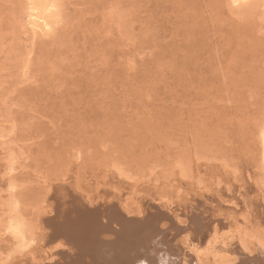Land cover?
Here are the masks:
<instances>
[{"label": "rangeland", "instance_id": "obj_1", "mask_svg": "<svg viewBox=\"0 0 264 264\" xmlns=\"http://www.w3.org/2000/svg\"><path fill=\"white\" fill-rule=\"evenodd\" d=\"M263 121L264 0H0V133L23 150L16 174L34 192L67 175L94 193L112 182L104 171L116 160L138 181L159 162L149 178L164 179L177 155L212 136L225 153L201 168L205 183L197 186L211 191L218 179L232 196L224 204L238 206L234 227L218 233L230 242L239 227L257 228L251 216L260 218L245 204L249 194L259 198L250 163ZM247 156L245 176L232 173L228 164ZM223 162L231 175H216ZM139 187L125 204L144 196ZM219 250L201 255L210 264L240 259Z\"/></svg>", "mask_w": 264, "mask_h": 264}, {"label": "bare ground", "instance_id": "obj_2", "mask_svg": "<svg viewBox=\"0 0 264 264\" xmlns=\"http://www.w3.org/2000/svg\"><path fill=\"white\" fill-rule=\"evenodd\" d=\"M213 139L210 136L207 141L197 140L194 147H191L192 151L187 149V152L177 155L163 180L149 178L154 174L153 168L161 165L159 162L149 168L147 180L144 178V181H138L133 180V174L127 165L120 160L110 161L109 169L104 173L111 174L112 182L102 186L99 179L97 187L100 185L103 188L95 190L94 195L88 192V186L82 187L85 182L81 184L78 176L71 178L66 177L67 175L50 176L49 180L46 178L41 192H34L29 188L27 180L16 174L26 163L23 150L11 146L6 134L0 133V264H210L215 259L205 260L202 255L211 250L215 255L214 251L219 249L239 254V261H232L230 264H264V121L253 132L255 155L250 163H255L258 170L255 189L260 202L257 199L255 201V196L253 199L248 192L251 198L245 204V210L249 208L253 212L258 208L255 215L260 218L251 216L250 220L251 213H246L249 217L245 220L248 221L247 224L250 220L249 226H254L255 221L257 228L252 227L249 233L244 226V230L239 227L232 238H229L230 242H224V237H221L222 234L219 237L218 233L224 227L232 228L233 225L229 224L234 223L238 206L224 204L232 196L220 191L218 179L213 181L216 185L211 186L214 189L212 192L208 187L197 186L205 183L200 175L201 168L212 167L214 162L211 161L225 153L223 144L218 145ZM168 157L166 155L165 161ZM247 159L248 156L242 163L236 162L237 160L236 163L230 162L228 168L232 173L240 169L244 173ZM220 165L219 168H214L216 175L218 172L224 174L228 171H225L227 164L223 162ZM232 173L228 171V174ZM172 175L177 177L174 176L173 179ZM248 177H251L250 173L245 177L247 181ZM142 182L144 190L138 186ZM92 184L89 185L90 191L93 189ZM177 184L183 185L181 187L184 189H180ZM137 187L145 191L144 196H130L131 201L127 200L130 203L125 204L128 190L134 194ZM177 188L180 189L178 193ZM101 196L102 200H99ZM139 196L141 204L137 205ZM16 198L20 205L10 206V201ZM135 199L138 200L137 203ZM226 214L229 216L225 217ZM17 219L23 220L25 232L34 241V247L20 246L13 228ZM100 224L106 230L101 229ZM167 229L173 233L164 235ZM247 238H252L250 246ZM225 244L229 246L223 247ZM199 245L206 249L205 251L203 248L204 254L197 251ZM220 254L223 255L222 252ZM234 258L232 260L236 261V256ZM217 263L223 264L221 261Z\"/></svg>", "mask_w": 264, "mask_h": 264}, {"label": "clouds", "instance_id": "obj_3", "mask_svg": "<svg viewBox=\"0 0 264 264\" xmlns=\"http://www.w3.org/2000/svg\"><path fill=\"white\" fill-rule=\"evenodd\" d=\"M20 205V201L16 198L12 201H10V206H18ZM17 211H19V208H17ZM13 228L15 231L16 239L20 243V246L22 248L26 246H35V243L33 240H30L25 232V224L22 219H17L13 223Z\"/></svg>", "mask_w": 264, "mask_h": 264}]
</instances>
